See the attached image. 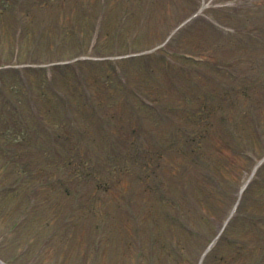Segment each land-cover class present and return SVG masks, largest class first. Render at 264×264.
<instances>
[{
    "label": "rangeland",
    "instance_id": "rangeland-1",
    "mask_svg": "<svg viewBox=\"0 0 264 264\" xmlns=\"http://www.w3.org/2000/svg\"><path fill=\"white\" fill-rule=\"evenodd\" d=\"M3 1L9 0H0V8L3 7ZM55 1L51 2L50 9L25 4L18 12L7 11L0 16V70H7L3 76L10 84L20 85L17 74L14 73L22 68L18 66L20 64L55 60L60 56L69 57L76 53H84L82 56L86 58H94L96 55L90 48L93 28L88 23L94 21L96 9L100 8L97 5L93 8V2L101 4L103 0H86L88 10L79 8L77 0ZM111 1L113 4L106 10L108 18L104 24L109 37L106 35L107 38L100 40L99 52L121 53L118 50L122 49L123 52L130 50L128 53L133 54L134 50L129 47L139 49L149 45L151 49L161 44L166 34L183 22L196 7L199 14L203 15V10L209 5L225 6V9L219 10L220 13L227 12V7L234 6L239 8L241 18L245 16L244 12H248L247 20H258L260 25L264 22L263 12L247 10V0H132L135 3L127 16L126 27L122 28L118 23L122 16L119 3L128 0ZM58 4L62 10L55 8ZM203 4L205 9L201 11L199 6ZM86 11L87 16L81 22L82 13ZM19 19L24 22L26 29L20 36L16 34ZM44 21V33L34 42L37 28ZM202 30L207 34H196L194 42L197 44H201L206 37L210 38L208 31L204 28ZM72 31L74 33L71 35ZM117 32L118 37L113 42L112 37ZM56 33L62 34L63 41L59 45L54 41ZM128 41L132 44L126 45ZM176 47L174 44L164 43L159 49L169 54L176 51ZM225 54L231 55L229 51H225ZM227 58L236 63L230 56ZM148 59L152 65L157 64L158 58L153 53ZM136 67L127 64L133 81L135 77L140 78L135 73ZM92 68L96 69V73L87 78L92 97L99 100V107L107 109L105 116H111L112 122L93 114L95 118L90 119L92 123L89 124L88 113L93 110L90 102L89 108H85L82 115L76 114L74 118L67 116L54 98L48 100L43 96L52 94L46 93L41 86L39 93H16L18 96L15 99L19 102V113H22L21 119L24 116L25 127L21 122L13 123L15 115H11L12 113L7 119L10 121L4 122L3 114L7 108L0 105V130H3L0 131V190L2 186L13 182L16 184V189L11 193L4 188L0 191L1 260L8 264H198L201 254L231 212L240 185L250 173L254 162L264 154V138L258 141L256 137L253 138L251 130H244L241 144L234 145L231 142L235 139L234 135L223 127V133H217L221 132L218 129L214 134V141L221 145V151L218 154L212 152L211 157L208 154L207 158L220 178L205 186L197 183L193 173H186V185L181 173L184 158L178 151L166 155L158 147L146 146L144 155L139 157L135 154L134 141L139 132L136 130L131 134L127 130L129 127L139 129V126L130 125L129 121L135 119L134 113L137 112L147 124H151L154 118L157 119L155 113L143 109L138 98L129 89L122 91L119 83H116L118 81L112 85L105 77L107 72L104 67L99 68L94 64ZM156 70L161 71V77L167 76L162 68ZM169 76L173 77L174 73ZM148 78L153 81V78ZM31 80L34 81V73H31ZM73 81L72 78V87L75 84ZM150 82L146 87L143 83L141 88L144 93L146 91L152 99L162 100L165 114L182 123L184 104H181V94L172 93L167 98L165 90L153 89ZM153 92L157 93L155 97L150 94ZM243 99L248 102L246 98H240L244 101ZM123 101L129 105V114L125 110L128 105ZM28 104L33 105L32 111L31 106L27 107ZM93 105H97L96 101H93ZM113 111L116 116H113ZM32 113H35L33 116L36 120L31 116ZM38 113H41L40 118L49 126L50 123L53 124L52 128L57 133L72 134L68 126L73 124L75 128L88 129L89 132L84 131L83 136L78 131L70 139L54 136L49 141L43 132L34 134L39 123ZM105 121H108L107 125L113 123L115 127H129L125 131H118L116 146L104 150L107 143L104 135ZM154 128L160 129L158 123ZM162 130L163 128L160 131ZM21 134L26 139H21ZM82 138V143H92L99 151L97 157L104 151L110 155L121 152L126 154L122 157L127 160H119L116 164L113 162L115 157L108 156V164L101 168L100 174L93 176L87 173V178L72 175L69 168L73 169V163L69 167L64 164L69 159L66 149L68 153L75 152L76 148L70 146L81 143ZM8 146L14 147V150L9 151ZM235 147L237 150L233 151ZM149 150L151 153H148V158L146 153ZM153 153H157V156ZM163 154L166 155L164 158L161 156ZM263 180L261 176V183ZM184 189L188 192L190 202L183 198ZM257 190L262 194L261 186ZM255 196V193H249L242 201L244 216L238 217L230 228V239L234 241L229 245H234L230 248L228 243L221 241V244L208 252L202 264H261L260 259H257L256 247L262 246L264 239L261 240L262 237L255 232H244L242 228L243 223L249 224L247 217L252 216L259 208ZM185 218L198 231L192 229L193 231L187 232L182 226ZM238 240L246 244L243 249L237 246Z\"/></svg>",
    "mask_w": 264,
    "mask_h": 264
},
{
    "label": "trees",
    "instance_id": "trees-1",
    "mask_svg": "<svg viewBox=\"0 0 264 264\" xmlns=\"http://www.w3.org/2000/svg\"><path fill=\"white\" fill-rule=\"evenodd\" d=\"M26 1L27 0H19V3L23 4ZM34 1H37V0H34ZM76 3H77V6L79 8H87V7H84V1L83 0H77ZM103 3L104 4H110L107 1H104ZM39 5L47 8L50 4L45 3V1H44ZM55 6H56L55 8H57V10H62V9H60L61 7L59 4L55 5ZM262 6L264 7V3H262ZM0 15H3V9H0ZM84 16L85 15H82L81 22L84 20ZM123 20H124V18H123ZM45 24H46V22H44L43 25L45 26ZM251 28H249L245 32V35H243V36H241L242 34L240 35V33H239V35L236 37L225 38L226 43H225L224 47H229V49L232 52H234L236 50V48H240L242 50L241 52L245 56H241L239 60H241L246 66H250V62H251L250 60H255V62H258V61L264 59V46H261L262 43H264V38H263L264 37V30H261L262 27H257V29H253V30H251ZM41 33L43 34L44 32H41ZM54 41L56 43L61 42V39L58 38V33H56V37H55ZM208 42L210 44L212 41L210 40ZM238 43H243V46L238 45ZM253 54H255L254 58H252ZM259 79H260V75H258L257 78L255 79V83L258 82ZM39 83H40L41 87H43V86L45 87L47 81H45L43 75L39 76ZM253 85H254L253 80L249 81L245 84L246 88H251ZM240 88L241 87L239 85L235 86L234 92L232 94H230L227 98L238 99V94L241 95V93H249V91H246L244 89H241V91H240L239 90ZM195 93H197V92H195ZM217 93H229V92L227 90H223V91L217 90ZM206 94L207 93H200L194 98L187 97L185 99L186 100L185 104L187 105V104L191 103L194 105L193 108L199 107L198 114H202L203 112L207 111V112H209L210 115H214V111H215V113H217V111L219 109L220 110L224 109L223 108L224 94H223V96L218 95V94H215V95L213 94V95L208 96ZM256 99L253 102H251L252 99L250 102H248L247 109H248L249 105L254 107L253 110H251V111H247V109H246V114L248 115L249 118H254L257 114H260V110H261L260 107H257L254 105ZM193 102H196V104H194ZM256 103L259 104L258 100ZM216 119H217V115L215 117V121H216ZM207 124H211V122H207ZM197 129H200V128H198V126H197ZM188 134H191V132L189 131ZM192 136L193 135H191V137ZM203 139H205V136H201V134H200V137L195 140V143L191 142V145H189L190 151L199 155V153H201V151L198 149L197 146L199 145V143H202ZM186 155L187 154H184V156H186Z\"/></svg>",
    "mask_w": 264,
    "mask_h": 264
}]
</instances>
